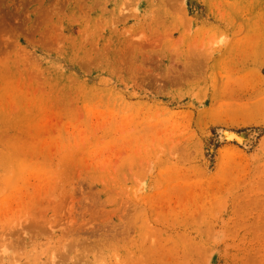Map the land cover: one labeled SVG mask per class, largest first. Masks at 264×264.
<instances>
[{
	"label": "rangeland",
	"instance_id": "rangeland-1",
	"mask_svg": "<svg viewBox=\"0 0 264 264\" xmlns=\"http://www.w3.org/2000/svg\"><path fill=\"white\" fill-rule=\"evenodd\" d=\"M0 264H264V0H0Z\"/></svg>",
	"mask_w": 264,
	"mask_h": 264
},
{
	"label": "bare ground",
	"instance_id": "bare-ground-1",
	"mask_svg": "<svg viewBox=\"0 0 264 264\" xmlns=\"http://www.w3.org/2000/svg\"><path fill=\"white\" fill-rule=\"evenodd\" d=\"M224 133V132H223ZM224 137H228V134L227 133H224V135H223ZM231 139V138H230Z\"/></svg>",
	"mask_w": 264,
	"mask_h": 264
}]
</instances>
